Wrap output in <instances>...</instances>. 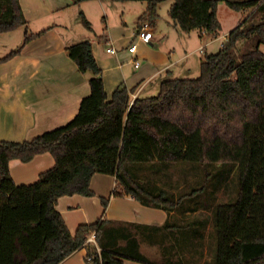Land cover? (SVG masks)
Wrapping results in <instances>:
<instances>
[{"label": "trees", "instance_id": "16d2710c", "mask_svg": "<svg viewBox=\"0 0 264 264\" xmlns=\"http://www.w3.org/2000/svg\"><path fill=\"white\" fill-rule=\"evenodd\" d=\"M81 1L85 0H73ZM100 1H144L139 26L146 21L153 25L165 0ZM218 1L172 0L167 14L181 31L216 34ZM224 1L232 9L250 12L228 32L221 48L200 62L196 77L165 78L155 95L133 98L135 87L118 86L107 96L91 40L65 47L78 70L88 75L90 90L66 124L28 140L0 139V264H59L89 245L91 234L99 248L87 246L91 264H124L127 255L105 244L109 236L105 219L80 223L72 234L56 202L66 195H94L91 178L103 173L115 176L113 196L131 195L144 205L169 211L196 193L176 196L141 182L131 166L147 163L162 168L187 162L237 166L236 197L216 204L212 213L214 264H264V0ZM78 17L92 29L82 11ZM26 24L19 0H0V34ZM42 32H26L22 45L0 60L17 55ZM240 40L246 44L236 52ZM45 152L54 165L32 183H15L10 160L28 162ZM101 203L105 209L108 199ZM180 226H169L171 234ZM132 256L147 261L140 254ZM172 262L178 264L177 260L165 264Z\"/></svg>", "mask_w": 264, "mask_h": 264}, {"label": "crops", "instance_id": "0c3cea01", "mask_svg": "<svg viewBox=\"0 0 264 264\" xmlns=\"http://www.w3.org/2000/svg\"><path fill=\"white\" fill-rule=\"evenodd\" d=\"M128 2L142 3L130 5L129 10L132 12L129 11L127 18L128 9L122 4ZM128 2H120L121 5H118L117 1L100 0H85L79 3H74L73 0H19L27 24L26 27L0 34V38L10 39L7 44L0 43V59L22 45L26 32H43L24 44L17 55L0 60L1 140H28L66 124L75 116L81 99L90 90L88 75L80 72L72 59L66 55L65 47L77 41L91 40L92 52L102 70L107 96L118 86L135 87L133 98L151 96L159 90L163 79L190 77L189 75L199 72L201 60L189 59L194 53L186 50L185 46L177 58H173L175 54L172 48L159 47L161 38L169 36L170 30L176 32L178 29L169 19V27L163 30L159 25V8L158 18L151 25V41H136L135 54H131L128 46L134 40L138 18L144 12L146 3ZM79 11L86 17L88 14L101 15L105 21L111 13L119 11L125 17L124 25L119 27L118 32H113L114 29L110 26L105 35L100 37L97 34L77 32L75 24ZM157 31L158 35L155 33ZM214 37L209 36L199 51L203 53L204 47L213 45L217 41ZM110 45L116 52L106 51ZM135 59L140 62L138 67L134 66ZM53 165L54 158L45 152L35 155L28 162L11 159L9 169L15 183L29 184ZM114 185L115 176L95 173L90 181L93 196L74 194L58 199L56 209L63 215L72 234L79 223H91L103 218L104 224L108 225L109 235L105 238V244L127 255L124 264H165L166 261L188 257L189 252L185 248H193L195 242L192 241L191 232L183 229L190 228L187 218L194 212L191 206H186L180 211L182 217L179 219L176 216L181 215L176 214L175 209L166 211L163 208L147 206L131 195L113 196L111 193ZM101 197L108 198L105 209L102 208ZM174 225L183 227L180 228L179 243L175 237L177 230L172 228L171 234L169 228ZM131 239L135 240L133 242L136 244V250L133 242V245L130 243ZM87 246L93 247L94 243L90 242L89 245L76 250L59 264H87ZM179 247L181 251L185 250L182 255L180 253L175 257L174 252ZM134 254L142 255L147 261L134 258ZM203 257L201 252L200 258Z\"/></svg>", "mask_w": 264, "mask_h": 264}, {"label": "rangeland", "instance_id": "374dc122", "mask_svg": "<svg viewBox=\"0 0 264 264\" xmlns=\"http://www.w3.org/2000/svg\"><path fill=\"white\" fill-rule=\"evenodd\" d=\"M171 2L172 0H165L161 2L158 7L159 13L161 15L159 16V25L163 28V30L165 27H169L167 22H169L170 18L166 13V10L167 8H169ZM133 3L141 4L142 2H128L122 4L126 5L128 9L126 10V17L130 15L129 11L132 12V10H129V6ZM118 5H121V3L119 2ZM249 12L250 9L248 8L240 10L232 9L226 4L224 0H219L216 5V17L219 21L220 26L216 34H208L205 31H199L197 29H193L189 32H184L179 29H177L178 32L177 30L176 32H172V30H170L169 36L166 35V37L164 36L160 39L162 42H160L159 47L172 48L173 54H175L173 58H177L182 52L183 47L185 46L186 50L194 53L189 57V59L202 61L206 55L215 53L219 50V48H221L228 32L236 25H238L248 15ZM100 16L96 14H88V17H86L89 20L91 27L93 28L91 30L87 29L78 17V20L76 22L77 24H75L76 31H82L87 35L97 34V36L100 37L105 35L108 27L111 26L114 29L113 32H118L119 27L124 25L123 20L125 17L119 11H114L113 13H111L106 21L105 19L103 20V18H101ZM155 33L156 35H158V31ZM13 34L10 35L14 36ZM208 35L213 37L215 36L214 38H217V41H215L210 47H204V52L202 53L199 51V49L200 47L205 45L204 42L209 37ZM9 40L8 38L3 37L0 38V43L3 42L7 44ZM245 44L246 41L240 40L237 44L236 52L238 51V49H243L245 47ZM261 49L264 51V46H261ZM198 73L189 75L190 77L183 78H193L196 77ZM157 93L158 91L154 93V95ZM131 168L135 176L141 182L155 184L166 191H170V193L176 194V196L178 195V193L183 192H188L189 195H192V193H196L195 196L183 200L180 206L176 205L173 208L175 209L176 214L178 213V215H181L180 211H182V209L188 205L193 206L194 208H198V211H194L191 214V217L187 218V223L190 222L188 223V226L190 228L183 229L186 231L189 230L191 232L190 236L192 238V241L195 243H193V248H190L189 246L185 248L186 251L189 252L188 257L179 258L180 260L177 259V263L214 264L216 241L215 232L212 225V213L216 204L231 202L236 197L238 187L237 166L231 162L205 165H200L194 162H187L167 163V165H164L162 168L144 163L140 165H133L131 166ZM193 190L195 191L193 192ZM102 198L104 197L100 198V202ZM176 217L180 219L182 215ZM179 219H176V221H179ZM179 222L181 223V221ZM180 230L176 232L175 236L178 237V239L181 234ZM173 240H175L174 237ZM196 241H198V244H196ZM184 250L181 251L179 247V249L174 252V256L178 257L180 253L182 255V252H184ZM190 251H192L193 254L190 255ZM201 252L204 256L203 258H200ZM82 262L84 263L83 259ZM86 263L91 264L89 261H86Z\"/></svg>", "mask_w": 264, "mask_h": 264}, {"label": "built area", "instance_id": "2783aa9c", "mask_svg": "<svg viewBox=\"0 0 264 264\" xmlns=\"http://www.w3.org/2000/svg\"><path fill=\"white\" fill-rule=\"evenodd\" d=\"M133 38H134V41L128 46V51L131 54H135L136 41H143V42H146V43L151 41V38H152L151 24L149 22H147V21L141 23L138 26ZM106 51L108 53H114V52H116V49L112 45H110V46H108L106 48ZM139 63H140L139 60L135 59L134 66L138 67ZM87 241L89 243L93 242L94 246L96 247V250L99 251V248L95 244L94 234H91ZM86 260L87 261H91V256H89V255L86 256Z\"/></svg>", "mask_w": 264, "mask_h": 264}]
</instances>
